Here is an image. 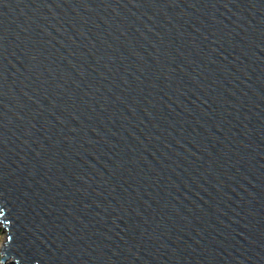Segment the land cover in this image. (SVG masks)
<instances>
[{
    "label": "water",
    "instance_id": "95a60500",
    "mask_svg": "<svg viewBox=\"0 0 264 264\" xmlns=\"http://www.w3.org/2000/svg\"><path fill=\"white\" fill-rule=\"evenodd\" d=\"M1 264H264V0H0Z\"/></svg>",
    "mask_w": 264,
    "mask_h": 264
},
{
    "label": "rangeland",
    "instance_id": "374dc122",
    "mask_svg": "<svg viewBox=\"0 0 264 264\" xmlns=\"http://www.w3.org/2000/svg\"><path fill=\"white\" fill-rule=\"evenodd\" d=\"M6 241V233L2 231V226L0 224V249L5 244ZM1 264V262H0ZM4 264H11L10 262L4 263Z\"/></svg>",
    "mask_w": 264,
    "mask_h": 264
},
{
    "label": "trees",
    "instance_id": "16d2710c",
    "mask_svg": "<svg viewBox=\"0 0 264 264\" xmlns=\"http://www.w3.org/2000/svg\"><path fill=\"white\" fill-rule=\"evenodd\" d=\"M0 261H1V257H0Z\"/></svg>",
    "mask_w": 264,
    "mask_h": 264
}]
</instances>
